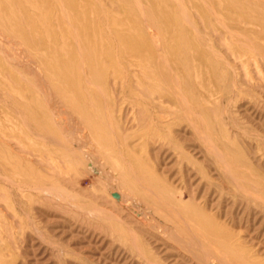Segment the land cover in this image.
Segmentation results:
<instances>
[{
  "label": "rangeland",
  "instance_id": "374dc122",
  "mask_svg": "<svg viewBox=\"0 0 264 264\" xmlns=\"http://www.w3.org/2000/svg\"><path fill=\"white\" fill-rule=\"evenodd\" d=\"M129 1L136 5L137 12L159 6H168L169 10L173 5H179L176 0ZM111 2L90 0V8L114 14L119 19H129L134 25L138 13H123L117 9V3L112 5ZM139 14L143 17L142 13ZM157 15L160 17L158 23L162 30L166 29L168 37V17ZM141 25L142 29L136 32V37L148 40L152 54L168 57L166 68L175 71L177 64L173 58L181 49L180 42H168L165 33L161 34L152 23L143 20ZM170 34L180 39L175 31L171 30ZM0 45H4L1 40ZM217 47L224 51L220 45ZM218 58L222 59L221 64ZM21 59L25 61L24 65L16 61V67L23 70L28 61L24 56ZM214 59L211 61L213 64L218 65L219 69H222L221 65L225 66L229 73L228 77L225 75L216 79L213 72L207 69L209 66L204 67L198 92H195L201 95L203 104H206L203 111H199V132L190 124L188 114L183 109V97H187V85L183 81L175 83L170 76L157 70L152 82H147L150 91L144 92H153L156 99L165 96L166 104L175 114L169 115L170 124L166 125L169 135L165 139L140 138V107L135 106L133 110L132 104L135 98L140 99L141 103L144 101L140 98L143 92L141 87L120 75L121 69L124 71L123 64L112 68L108 77L94 81L104 113L121 127L115 131L105 125V116L97 119V133L103 135L101 139L96 137L81 114L69 109L65 99L47 80L44 81L46 90L40 92L41 87L34 80H27L33 73L30 75L23 70L24 75L19 79L23 94L16 97L5 92L8 84L4 86V82H0V253L5 256L0 264H203L198 257L192 256L175 239L170 238L165 208L152 206L141 191L125 190L129 200L132 196L136 199L134 203H138L140 212L145 204L150 208L151 213L147 218L141 219L142 215H139L140 221L129 216L127 211L119 214L117 202L112 204L116 210L111 206L115 200L113 193L124 190L120 186L122 175L115 169V162L127 159H119L123 157L121 147L112 136L120 131L132 133L133 137H129L128 141L130 144L137 143L141 159L152 164L156 174L164 181H174L176 191L181 186L194 192V202H198L232 237L239 239V248L244 250L245 259L253 264H264V48L259 53L244 55L247 60L245 65L233 59L228 61L222 56H215ZM236 63L239 65L236 69L238 75L233 69ZM33 66L37 69L35 64ZM22 101L25 105H22ZM107 102L114 103L113 115ZM145 105L153 107L146 102ZM51 110L54 117L51 115L46 119L45 113L51 114ZM57 111L64 113L55 116ZM150 112L154 113L151 109ZM68 119L72 123L77 121V130H71L72 133ZM78 131L84 135L80 132L79 136ZM84 132L88 133L87 137ZM73 133L86 137L89 141L86 147L92 151L84 147L88 153L80 152V156L69 153L67 139ZM216 151L220 153L219 157ZM46 152L53 159L58 158L55 163L62 173L59 184L49 188L56 193L54 200L39 196V190L34 191L35 187L30 189L33 187L30 186L32 181L29 182L25 175L28 165L35 171L47 173L40 159V155ZM99 159H102L101 163ZM233 178L236 182L231 180ZM188 198L185 197L186 200ZM137 205H134L136 209ZM111 211L116 212L114 214L118 216L114 217L119 219H110L108 214ZM112 222L120 225L115 223L112 226ZM124 227L129 231L123 232ZM230 261L236 262V259ZM227 262L219 259L218 264H230Z\"/></svg>",
  "mask_w": 264,
  "mask_h": 264
},
{
  "label": "bare ground",
  "instance_id": "6f19581e",
  "mask_svg": "<svg viewBox=\"0 0 264 264\" xmlns=\"http://www.w3.org/2000/svg\"><path fill=\"white\" fill-rule=\"evenodd\" d=\"M176 1L179 5H173L169 10L168 6L165 8L159 6L157 9L146 8L137 12L136 5H133L132 1L112 0L111 4L115 5L117 3V9L122 10L123 13H129L128 15L138 13L133 25L129 19H119L114 14L97 10V8H90V0H0V40L4 43L3 46L0 45V82H4V86L8 84L5 87V92L8 91L11 96L16 97L23 94V88L19 83V79L24 75L23 70L30 75L33 73V76H29L27 80H34L38 87H41V89L39 88L42 90L40 92L46 90L44 81L47 80L61 95V98L65 99L69 109L81 114L86 123L96 133V137L101 139L103 135L97 133L99 130L97 119L105 116V125L111 126L115 131L121 129V127L118 125L119 123L115 124L113 118L109 120L106 113H104L94 81L98 78L108 77L112 68L123 64L124 71L121 69L120 75L129 80L131 84L134 83L137 87H141L143 92L140 95L134 88L135 92L144 101L141 103L140 99L135 98L134 104H132L133 110H135V106L140 107V111L137 110L141 115L137 114L140 117L139 127L142 130L140 138L165 139L169 135L166 131V125L170 124L169 118L171 117L169 115H175L174 111L169 109L168 104L165 102V96L156 99V96L152 95L153 92L151 94L150 92H144L149 90L147 82H152L155 73L160 70V74L163 71L175 83L183 81L185 86L187 85V91L186 88L184 89L187 97L185 96V98L183 97L184 100L182 99L183 109L186 110V115L188 114L187 118H189L190 124L199 132L201 119L199 111H203L206 104H203L201 95H197L195 92H198L200 76L205 70L204 67L209 66L207 69L213 72L212 74L216 79L225 75V77H228L229 69L222 65V69H219L218 65L211 62L216 60L214 59L215 56L225 57L228 61L233 59L235 62L238 61L245 65L247 60L244 59V55L254 52L259 53L260 50H263L264 0ZM168 11L171 12L170 15L165 14ZM139 13H142L143 17H140L141 14ZM156 13L160 14L161 17H168V37L166 29L162 30V26L158 23L160 17ZM143 20L156 26L161 34L164 32L168 42L172 40L180 42L181 49L173 58V62L177 64L175 71H168V68H166L165 64L168 57L157 55L154 52L152 54L153 49L148 40L144 37H136V32L142 29L141 22ZM171 30L175 31L180 39L170 34ZM217 45L223 47L224 51L219 50ZM18 49L21 51L19 52ZM14 50L16 51L14 52ZM22 54L29 63L25 64L26 67L23 70L16 67V61L23 62L21 59ZM218 62H222V59L219 60L218 58ZM24 63L25 61L22 64L24 65ZM33 64L37 66V69L34 68ZM235 66H233V69L237 71L239 65ZM235 74L238 75V71ZM145 102L153 107L149 108L145 105ZM113 104V102L108 104V107H111L108 108L111 115H113ZM22 105H25V102L22 101ZM150 109L154 113L150 112ZM57 112L55 116L57 114L61 116L64 113L63 111ZM149 113L151 117H149ZM52 114L54 115L53 111L51 114L46 112V119ZM65 118L67 119V116ZM71 118L73 119V117ZM135 119L138 121V118L135 117ZM126 121L128 122V120ZM69 127L70 132L71 130L72 132L76 131L77 121L75 123L70 122ZM63 128L65 129L66 126ZM101 128H103L102 125ZM80 130L82 131V129ZM81 131H78L79 136ZM76 133L69 136L70 138L68 137L67 145L69 148H67V151L80 156V152L86 151L88 153L90 150L86 147L89 141L85 139L88 133L84 132L86 137H79L75 135ZM131 134V132L123 133L120 131L112 135L114 141H117L121 147V152H119L123 157L121 156L122 158L119 159H127V161L117 160L115 162V169L122 175L120 186L124 190L116 191L119 197L114 196L115 203L108 201L111 206L118 203L119 214L121 211H127L130 214L129 216L138 220L141 218L139 215H142L141 219L143 217L147 218L151 213L148 210L149 207L142 204L145 207H142L140 212L138 203H134L136 199L132 196L133 193L128 194V196H132L129 200L130 197H127L125 190L128 189L127 192L129 190L141 191L149 198L152 206L165 208L163 210L168 213L166 214L168 215V228L166 226L165 228L168 229L167 234L170 238L175 239L192 256L198 257L203 264H218L219 259L228 261L230 264H253L243 256L245 253L244 250L239 248V239L232 237L229 231L212 219L211 215L206 213L198 202H194V192L181 186L179 187L180 190L176 191L174 181L169 179L168 182L164 181L156 174L151 166L152 164L150 165L145 159H141L137 152V143L130 144L128 141L129 137H133ZM206 139L208 141V137ZM69 143L74 144L75 147L69 145ZM208 143L210 142L208 141ZM216 152L214 154L219 157L220 153ZM40 159H42L47 173L35 171L32 166L28 165L25 175L29 182L32 181L30 186H33L29 188H36L34 191L39 190V196L45 199L52 197V200H54L56 193L49 188L51 185H58L60 177H62V173L55 163V159L58 158L53 159L52 155L46 152L40 155ZM101 161L102 159L100 163ZM2 177L6 178L5 175H2ZM231 180L233 181L234 178ZM241 186L243 185L241 184ZM186 196H189L187 200L193 201L192 204L185 199ZM29 198L31 199V197ZM138 200L140 199L138 198ZM134 205H137L138 210ZM114 207L116 208V206ZM114 213L116 212L111 211L108 214L112 220L118 216H115ZM128 214L125 213L126 217ZM118 222H112V226L115 223L117 225ZM124 231L129 230L125 229ZM132 245L134 246L135 243ZM4 258L5 256L0 253V260ZM233 259H236V262L230 261Z\"/></svg>",
  "mask_w": 264,
  "mask_h": 264
},
{
  "label": "water",
  "instance_id": "95a60500",
  "mask_svg": "<svg viewBox=\"0 0 264 264\" xmlns=\"http://www.w3.org/2000/svg\"><path fill=\"white\" fill-rule=\"evenodd\" d=\"M113 195H114L115 197H119V194H118L117 192H114Z\"/></svg>",
  "mask_w": 264,
  "mask_h": 264
}]
</instances>
